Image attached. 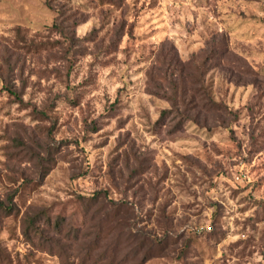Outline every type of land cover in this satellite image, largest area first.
Segmentation results:
<instances>
[{"label": "rangeland", "instance_id": "rangeland-1", "mask_svg": "<svg viewBox=\"0 0 264 264\" xmlns=\"http://www.w3.org/2000/svg\"><path fill=\"white\" fill-rule=\"evenodd\" d=\"M0 198V264H264V0H0Z\"/></svg>", "mask_w": 264, "mask_h": 264}, {"label": "trees", "instance_id": "trees-1", "mask_svg": "<svg viewBox=\"0 0 264 264\" xmlns=\"http://www.w3.org/2000/svg\"><path fill=\"white\" fill-rule=\"evenodd\" d=\"M7 90H9L10 94L15 95L16 97H18V93H16V91H14L12 88L10 87H6ZM105 196L102 195V192H94V194L89 197V198H85V197H79V199H81L82 201H87L89 204H98V202L100 200H104L106 198H108L107 193H104ZM85 205V204H84ZM106 204H103L102 206H105ZM86 206V205H85ZM86 208H83L84 211L86 212L87 210ZM18 215L19 214V208L17 206V204L15 203L14 200L9 199L8 201H5L3 199L0 198V217L3 215L6 216H12V215ZM38 219H35L33 216H28L26 218V227L23 231V234L27 237H30L31 234H36L39 237H44V231L41 230L39 227H37L36 223H37ZM49 222L47 223L48 226H51L53 229H56L58 231L59 234H62L63 231V225L61 226V224H52L51 220H48ZM28 256V255H26ZM27 259V258H26ZM2 262V261H1ZM30 264V263H28Z\"/></svg>", "mask_w": 264, "mask_h": 264}]
</instances>
